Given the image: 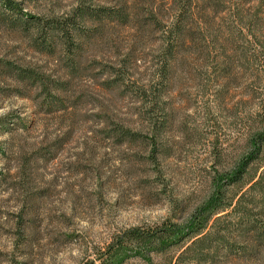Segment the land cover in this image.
<instances>
[{
    "label": "rangeland",
    "instance_id": "374dc122",
    "mask_svg": "<svg viewBox=\"0 0 264 264\" xmlns=\"http://www.w3.org/2000/svg\"><path fill=\"white\" fill-rule=\"evenodd\" d=\"M16 1L33 16H62L77 2ZM152 1L159 21L169 25L173 0ZM27 42L0 29V58L43 66L61 78L55 58L35 53ZM117 45L126 47V34ZM111 50L87 48L62 111L45 113L29 98L0 96V117L11 114L14 128L0 137V170L6 174L0 184V264L94 262L115 234L161 224L175 202L187 208L180 218L187 217L210 196L215 172L229 170L242 152L240 86L252 75L232 73L227 95L216 98L217 79L205 63L194 73L182 66L175 71L165 97L171 123L158 165L145 145L109 139L112 123L134 130L141 123L126 95L104 90L97 76L94 58ZM144 62L138 65L141 78L147 75ZM215 152L224 155V166L217 165ZM124 264L147 263L135 257Z\"/></svg>",
    "mask_w": 264,
    "mask_h": 264
},
{
    "label": "trees",
    "instance_id": "16d2710c",
    "mask_svg": "<svg viewBox=\"0 0 264 264\" xmlns=\"http://www.w3.org/2000/svg\"><path fill=\"white\" fill-rule=\"evenodd\" d=\"M173 5L167 25L152 0H77L62 16L25 15L20 2L0 0V29L21 34L35 53L55 58L63 73L58 78L43 66L0 58V96L29 98L45 113L62 111L87 48L110 47L112 52L94 58L97 76L104 90L126 95L141 123L136 130L112 123L108 138L145 145L158 165L171 123L165 97L177 68L194 73L209 64L216 98L227 95L232 73H250L251 81L240 86L245 146L229 170L215 172L210 196L183 219L178 214L187 208L175 202L172 216L161 224L115 234L88 264H124L135 257L147 264H264V0H173ZM123 33L126 47L120 48ZM147 59L141 78L138 65ZM12 121L11 114L0 117V137L12 133ZM215 155L224 166V155ZM5 176L0 170V184Z\"/></svg>",
    "mask_w": 264,
    "mask_h": 264
}]
</instances>
